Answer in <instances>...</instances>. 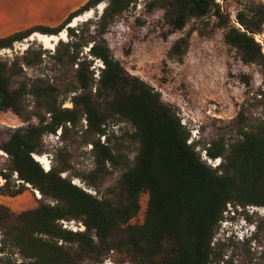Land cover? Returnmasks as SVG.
<instances>
[{"label": "trees", "instance_id": "16d2710c", "mask_svg": "<svg viewBox=\"0 0 264 264\" xmlns=\"http://www.w3.org/2000/svg\"><path fill=\"white\" fill-rule=\"evenodd\" d=\"M136 2L88 0L59 27H34L0 38V49H12L38 32H68V41L60 40L54 51L33 41L11 62L0 61V111L12 110L25 124L1 147L9 165L0 173L5 180L0 195L17 197L29 187L41 194L36 208L19 214L0 204V264H82L86 256L97 260L114 250L148 264H210L213 239L228 206L264 208V91L255 123L242 109L236 139L204 145L207 159L220 160L217 166L208 164L177 112L150 85L131 76L107 44L105 35ZM102 4L95 19L78 29L68 27ZM153 4L164 10L173 32L214 16L244 63L264 59L255 39L264 32L262 9L238 12L237 26L216 0ZM190 37L191 31L175 41L171 60H183ZM96 61L101 68L93 69ZM120 123L131 130L116 135L111 127ZM48 136L58 137L61 146L47 145ZM79 140L91 146L94 174L105 178L111 168L122 167L117 186L108 193L102 194L95 182L89 183L95 195L74 182L85 181L73 171ZM130 146L136 152L131 163L124 153ZM46 155L52 157L48 171L36 159ZM144 193L149 195L144 223L131 225ZM63 222L79 223L85 230H69Z\"/></svg>", "mask_w": 264, "mask_h": 264}, {"label": "rangeland", "instance_id": "374dc122", "mask_svg": "<svg viewBox=\"0 0 264 264\" xmlns=\"http://www.w3.org/2000/svg\"><path fill=\"white\" fill-rule=\"evenodd\" d=\"M88 0H0V16L8 18L0 22V38L34 27H59L68 16L84 5ZM155 0H137L130 10L118 20L105 35L108 46L114 57L119 60L126 71L134 77L150 85L159 93L161 101L171 106L181 118L182 124L191 132L190 141L197 143L202 158L208 164L217 166L220 160H209L205 156L204 145L218 139H236V119L243 109L245 117L255 123L263 109L260 92L264 91V59L260 63L246 64L241 53L225 41V30L218 27V20L209 16L202 22L190 21L183 31L173 32L164 18V10L154 6ZM224 15L230 17L231 23L238 25L236 17L243 10H264V0H216ZM100 6H102L100 8ZM90 11V19L102 13L105 4ZM86 12L79 17H85ZM75 20V19H74ZM74 20L72 22H74ZM85 21L78 22L70 28L78 29ZM197 29V30H193ZM193 30V31H192ZM191 31L190 46L181 62L171 60L168 53L181 37ZM65 41H68V32ZM39 34H42L38 32ZM45 35V34H42ZM256 41L264 55V32L255 35ZM61 40V39H60ZM59 40V41H60ZM36 42L46 48L35 38L16 42L12 49H6L5 56L0 61L11 62L17 55H22L31 42ZM58 41V42H59ZM2 49H0L1 51ZM88 49L85 50V53ZM101 68L99 61L93 69ZM98 76V72L95 77ZM65 107L71 108L70 103ZM25 124L12 111H0V173L9 165V156L2 146L9 140L16 128ZM86 122H82V130ZM111 131L120 135V129L131 130L127 123L113 124ZM80 132L79 134H81ZM76 137V134L73 135ZM79 136V135H78ZM119 137V136H118ZM104 138H102V143ZM45 143L51 146H61L58 137L48 136ZM91 146H84L79 140L76 145L73 171L82 175L85 181L74 179V182L92 194H96L89 183L100 185L102 194L117 186L122 173V167L110 169L109 174L102 178L94 174L95 165L90 156ZM131 163L135 156V147L125 150ZM51 163L52 157L45 156ZM49 163V164H50ZM5 180L0 174V186ZM18 177L13 175V184L18 185ZM31 187L17 197L0 195V204L19 214L36 208L41 194ZM149 195H141V210L133 219L131 225H142L145 220ZM250 209L254 210L251 217ZM243 212H240V211ZM244 216L247 222L254 223L256 233L244 241L232 240L224 242V234L219 224L212 243L213 254L210 264H264V208L249 206L247 208L229 205L225 217ZM64 227L73 231H84L85 227L76 222H63ZM125 236L119 235L117 240ZM82 264H148L141 258H135L125 250L106 252L100 259L86 256Z\"/></svg>", "mask_w": 264, "mask_h": 264}, {"label": "clouds", "instance_id": "9594fccd", "mask_svg": "<svg viewBox=\"0 0 264 264\" xmlns=\"http://www.w3.org/2000/svg\"><path fill=\"white\" fill-rule=\"evenodd\" d=\"M250 211V210H249ZM240 212H243L242 210ZM254 212H251L252 217ZM222 233L224 234V242L231 243L232 240L244 241L245 239H250L256 233V226L254 223L247 222L246 218L242 215L236 217L233 212L231 217H225L224 220L220 222Z\"/></svg>", "mask_w": 264, "mask_h": 264}, {"label": "bare ground", "instance_id": "6f19581e", "mask_svg": "<svg viewBox=\"0 0 264 264\" xmlns=\"http://www.w3.org/2000/svg\"><path fill=\"white\" fill-rule=\"evenodd\" d=\"M102 6H100L101 8ZM92 15V12H89L87 15H85V17H78L74 20V22L71 24V27H74L76 26V24L78 22H81V21H85L87 20L88 18H90ZM65 37H66V32H62L61 35L59 36H49V35H42V34H39V33H36L32 36V38H35L37 39L39 42H41L46 48L48 49H54L56 44L58 43V41L61 39V40H65ZM36 159L41 163L43 164V166L45 167V169L48 171L49 170V167H50V162L49 160L43 156V157H39V156H36ZM40 195V194H39Z\"/></svg>", "mask_w": 264, "mask_h": 264}, {"label": "built area", "instance_id": "2783aa9c", "mask_svg": "<svg viewBox=\"0 0 264 264\" xmlns=\"http://www.w3.org/2000/svg\"><path fill=\"white\" fill-rule=\"evenodd\" d=\"M4 52H6V49H2V50L0 51V56H5V53H4ZM250 211H251V212H254L253 209H250Z\"/></svg>", "mask_w": 264, "mask_h": 264}, {"label": "crops", "instance_id": "0c3cea01", "mask_svg": "<svg viewBox=\"0 0 264 264\" xmlns=\"http://www.w3.org/2000/svg\"><path fill=\"white\" fill-rule=\"evenodd\" d=\"M8 20V18L6 17V18H4V17H2V16H0V22H6Z\"/></svg>", "mask_w": 264, "mask_h": 264}, {"label": "water", "instance_id": "95a60500", "mask_svg": "<svg viewBox=\"0 0 264 264\" xmlns=\"http://www.w3.org/2000/svg\"><path fill=\"white\" fill-rule=\"evenodd\" d=\"M60 35V34H59ZM57 45V44H56Z\"/></svg>", "mask_w": 264, "mask_h": 264}]
</instances>
